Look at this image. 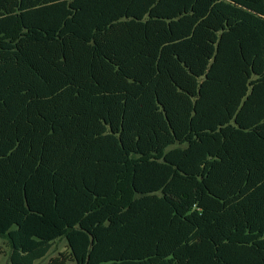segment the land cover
Here are the masks:
<instances>
[{"label": "trees", "instance_id": "16d2710c", "mask_svg": "<svg viewBox=\"0 0 264 264\" xmlns=\"http://www.w3.org/2000/svg\"><path fill=\"white\" fill-rule=\"evenodd\" d=\"M0 239L264 264V0H0Z\"/></svg>", "mask_w": 264, "mask_h": 264}, {"label": "rangeland", "instance_id": "374dc122", "mask_svg": "<svg viewBox=\"0 0 264 264\" xmlns=\"http://www.w3.org/2000/svg\"><path fill=\"white\" fill-rule=\"evenodd\" d=\"M0 246L5 249L6 255L0 256V264H10L9 256L10 249L6 243V241L0 239ZM67 242L65 240L59 241L54 248L52 249L50 255L43 261L38 262V264H49L51 258L59 256L61 253L67 252Z\"/></svg>", "mask_w": 264, "mask_h": 264}, {"label": "crops", "instance_id": "0c3cea01", "mask_svg": "<svg viewBox=\"0 0 264 264\" xmlns=\"http://www.w3.org/2000/svg\"><path fill=\"white\" fill-rule=\"evenodd\" d=\"M38 264V263H37Z\"/></svg>", "mask_w": 264, "mask_h": 264}]
</instances>
